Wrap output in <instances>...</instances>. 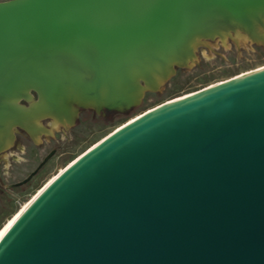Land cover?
I'll use <instances>...</instances> for the list:
<instances>
[{
  "label": "water",
  "instance_id": "water-1",
  "mask_svg": "<svg viewBox=\"0 0 264 264\" xmlns=\"http://www.w3.org/2000/svg\"><path fill=\"white\" fill-rule=\"evenodd\" d=\"M258 25L264 0H0V150L34 111L137 105L200 38ZM0 264H264V66L86 149L0 235Z\"/></svg>",
  "mask_w": 264,
  "mask_h": 264
},
{
  "label": "rangeland",
  "instance_id": "rangeland-1",
  "mask_svg": "<svg viewBox=\"0 0 264 264\" xmlns=\"http://www.w3.org/2000/svg\"><path fill=\"white\" fill-rule=\"evenodd\" d=\"M257 34L259 36H252L234 28L221 35L200 38L194 47L193 60L185 65H174L173 71L155 89L148 88L143 91L141 102L132 110L106 120L99 115L94 116L91 111H84L75 127L68 132V138L59 130L54 131L60 141L52 143L60 145L59 151L62 154H56L26 185L8 187V183L21 179L32 169L47 149L44 144L36 146L27 142V147L31 148L29 160H33L20 166V174L6 176L0 187V228L11 220L25 201L30 200L41 187L62 171V168L126 120L152 106L186 95L208 84L263 67L264 25H258ZM54 128L53 124L51 129Z\"/></svg>",
  "mask_w": 264,
  "mask_h": 264
},
{
  "label": "flooded vegetation",
  "instance_id": "flooded-vegetation-1",
  "mask_svg": "<svg viewBox=\"0 0 264 264\" xmlns=\"http://www.w3.org/2000/svg\"><path fill=\"white\" fill-rule=\"evenodd\" d=\"M32 93L33 100L36 101L38 99V95L35 91H32ZM20 102L24 103L26 106L31 105V102L26 99H21ZM135 106L136 105H131L120 110L106 106L97 109L94 107H84L78 105L77 103H73L72 108L76 109V114L73 117H70V115H66L61 120L51 115H41L37 111H34L32 113L31 119L28 120L25 126H16L12 143L0 150V187L2 186V181L4 178H6V176H12L15 173L20 174L22 171L20 166L24 165L25 162L33 160H29L31 148L27 147V142H31L33 145L36 146L44 144L45 146H47V149L45 153L42 154L41 158L36 162V165L32 169L27 171L24 175L22 174L23 176L21 177V179L17 180H22L37 168V170L25 183L14 186H8V184L17 182L14 181L8 183V187L26 185L41 172V170L50 162V160L56 154H62V151H59L60 145L52 143L60 141L56 138L55 132L56 130H59L61 133L64 134V137L68 138V132H70L78 123L80 114L82 112L91 111L94 116L99 115L106 120L108 118H113L123 113H127L128 111L132 110ZM70 112L72 113L73 111L71 110ZM53 124L55 126L54 130L51 129V126Z\"/></svg>",
  "mask_w": 264,
  "mask_h": 264
},
{
  "label": "bare ground",
  "instance_id": "bare-ground-1",
  "mask_svg": "<svg viewBox=\"0 0 264 264\" xmlns=\"http://www.w3.org/2000/svg\"><path fill=\"white\" fill-rule=\"evenodd\" d=\"M182 96H184V95L178 96V97L173 98V99H171V100H174V99L180 98V97H182ZM169 101H170V100H169ZM166 102H168V101H166ZM95 144H96V143H95ZM92 146H93V145H92ZM92 146H91V147H92ZM76 158H77V157H76ZM76 158H75V159H76ZM75 159H74V160H75ZM72 161H73V160H72ZM72 161H71V162H72ZM71 162H70V163H71ZM70 163H69V164H70ZM62 170H63V168H62ZM55 176H56V175H55ZM52 179H53V178H52ZM45 185H46V184H45ZM45 185H44V186H45ZM44 186H43V187H44ZM43 187H41V188L38 190V192H39ZM38 192H37V193H38ZM37 193H36V194H37ZM36 194H35V195H36ZM35 195H34V196H35ZM34 196H33V197H34ZM33 197H32V198H33ZM32 198H31L30 200H28V201H25V202L21 205V207L19 208V210L17 211V213L11 218V220H10L9 222H7L2 228H0V235H1V234H2V233H3V232H4V231L10 226V224H11V223L15 220V218L20 214V212H21V211H22V210L28 205V203L32 200Z\"/></svg>",
  "mask_w": 264,
  "mask_h": 264
}]
</instances>
